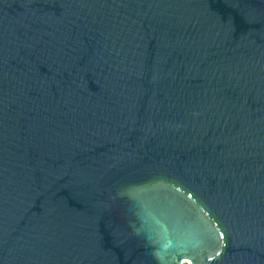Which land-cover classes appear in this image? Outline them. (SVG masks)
<instances>
[{
  "label": "water",
  "instance_id": "1",
  "mask_svg": "<svg viewBox=\"0 0 264 264\" xmlns=\"http://www.w3.org/2000/svg\"><path fill=\"white\" fill-rule=\"evenodd\" d=\"M264 264V0H0V264Z\"/></svg>",
  "mask_w": 264,
  "mask_h": 264
},
{
  "label": "bare ground",
  "instance_id": "2",
  "mask_svg": "<svg viewBox=\"0 0 264 264\" xmlns=\"http://www.w3.org/2000/svg\"><path fill=\"white\" fill-rule=\"evenodd\" d=\"M182 262H183L184 264H191L187 259H183Z\"/></svg>",
  "mask_w": 264,
  "mask_h": 264
}]
</instances>
